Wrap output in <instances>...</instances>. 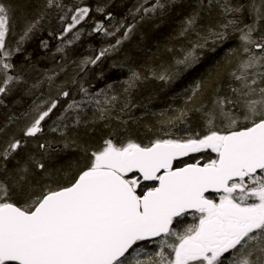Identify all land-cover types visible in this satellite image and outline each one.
Wrapping results in <instances>:
<instances>
[{
  "label": "snow or ice",
  "instance_id": "1",
  "mask_svg": "<svg viewBox=\"0 0 264 264\" xmlns=\"http://www.w3.org/2000/svg\"><path fill=\"white\" fill-rule=\"evenodd\" d=\"M178 2L139 0L133 23L113 24L107 5L84 0H0V105L17 90L34 97L0 124V264H264V0H191L175 37L187 46L174 64L129 67L119 94L78 80L138 23ZM94 12L109 25L97 21L92 32L120 35L69 64L67 49L84 34L78 26ZM53 19L55 66L29 83L35 65L13 58ZM10 35L19 37L14 46ZM232 37L237 46L185 90L180 107L149 113L151 135L130 133L139 120L132 110H147L132 99L143 81L170 83ZM101 122L108 131L96 142ZM69 152L78 155L53 163Z\"/></svg>",
  "mask_w": 264,
  "mask_h": 264
},
{
  "label": "trees",
  "instance_id": "2",
  "mask_svg": "<svg viewBox=\"0 0 264 264\" xmlns=\"http://www.w3.org/2000/svg\"><path fill=\"white\" fill-rule=\"evenodd\" d=\"M139 0H115L106 9V12H111L115 17L111 23L117 21H125L126 24L133 23V17L129 13L134 11L135 7L138 6ZM191 0H179L166 14L154 17L152 19H145L144 21L137 24L133 34L126 41H123L118 51L111 53L104 57L95 66H89L84 73L78 77L81 83L85 87H89L92 92L99 91L102 88H107V85H113V91L116 94L121 93L123 88V81L130 75L129 67L136 68L140 71L151 67L160 71L159 65L163 64L165 67L174 64V55L179 56V48L181 46H187V41L177 40L176 34L179 31L180 25L184 17L187 15L188 4ZM103 20L106 25H109V21L105 19L101 14H92L91 18L86 22H83L80 27L84 29V34L81 39L77 41L73 46L67 49L68 62L75 60L79 62L82 58L95 55L98 51L107 47L109 44L115 43L117 36H105L103 33L92 32V28L95 22ZM160 27L161 31L157 32L156 28ZM164 29V31H162ZM111 30V28H110ZM18 31V30H17ZM123 31V29H122ZM90 33V34H89ZM18 35H10L9 41L15 45V40H18ZM28 42L29 45L34 43L30 53H18L13 58V63L18 67L25 65L27 58V66L31 68V65H35L37 71H30L26 77L31 83L35 78L40 77L41 71H46L49 68L54 67V62H45L50 57V51L52 45L47 51H40L36 38L31 37ZM238 42L235 37L229 39V41L223 45V47L217 48L216 52H210L211 55H215L210 59L207 64H203V60L186 71H181V74L172 82L164 83L154 78H149L143 81L138 88L133 92L132 99L135 104H146L147 110L144 107H137L132 110L131 115L134 118H139L138 122L130 120L129 131L133 136L140 139H144L146 134L144 130L145 125H154L156 117L149 113H159L161 111L169 109V107H180L183 102V94L194 81L199 80L203 77L207 71L213 68L217 60V54L226 51L231 47V42ZM233 47H236L234 44ZM168 48H174L175 53L167 51ZM207 51V50H205ZM204 51V52H205ZM29 56V57H27ZM52 61V60H51ZM123 64V67L120 65ZM74 67V65H73ZM79 84L72 86L71 93L77 100L81 98V95L77 92ZM166 88V92L159 94L158 91ZM45 95L47 91L45 90ZM53 95L55 93L53 92ZM160 95V97H158ZM34 97L25 96L23 91L17 90L13 94L9 95L5 99V104L0 105V124L7 122V117L11 114L19 115L25 111L31 100ZM91 115V112L89 113ZM195 126V117H193ZM113 127L116 128L117 124L113 121ZM108 129L104 127L101 122L96 126V133L94 140L100 141V138L107 134ZM77 153L69 152L64 154L63 159L54 161V164L62 165L68 160H74L77 157ZM188 162H191L188 160Z\"/></svg>",
  "mask_w": 264,
  "mask_h": 264
},
{
  "label": "rangeland",
  "instance_id": "3",
  "mask_svg": "<svg viewBox=\"0 0 264 264\" xmlns=\"http://www.w3.org/2000/svg\"><path fill=\"white\" fill-rule=\"evenodd\" d=\"M113 1H115V0H84V2L87 4V5H89V6H91L93 9L95 8V7H97V6H100V7H104L105 5H107V7H106V9L109 7V6H111V4L113 3ZM65 2H74V0H65ZM94 14H96V15H98L99 13H95L94 12ZM45 23V27L44 28H42L41 30H39V31H37L35 34H34V38H36V40H37V44L36 45H38V49L40 50V51H47L48 49H44L41 45H42V41H44V40H47V39H44L43 38V34L45 33V35H47L50 39L49 40H47V41H49V47H50V43H51V45H52V49H51V51L49 52L50 54V57H48L49 59H47L45 62H54L53 61V59H52V53H54L55 52V49H56V47L57 46H59V44L61 43L58 39H56V36H58L59 35V32H60V22H59V20L58 19H53L52 20V22L51 23H49V22H47V21H45L44 22ZM114 24V23H113ZM78 27H80V26H78ZM75 31V30H74ZM50 32H54L55 33V35H49V33ZM72 36V33H69L68 34V37H66V39L67 38H70ZM33 37V36H32ZM17 40V39H16ZM15 40V41H16ZM30 40H27L26 42H25V44L23 45V51L21 52V53H26L27 55H29V51H30V48H31V50H32V47L34 46V43L33 44H30L29 45V42ZM75 43H77V41L75 42ZM74 43V44H75ZM73 44V45H74ZM234 44L237 46V44H238V42L236 43V41L235 42H231L230 43V45H231V47H233L234 46ZM73 45H71V46H73ZM14 46V45H13ZM70 46V47H71ZM69 47V48H70ZM234 48V47H233ZM224 54H225V51L224 52H220L219 54H217V60L218 61H222L223 60V57H224ZM215 55H211V53L210 52H208V51H205L204 53H203V56H202V60H203V64H207V62H209L210 61V59L211 58H213ZM27 57H29V56H27ZM59 57H60V54H58L57 53V59H59ZM52 60V61H51ZM166 92V88H163V89H161V90H159L158 91V93L159 94H163V93H165ZM158 97H160V95H158ZM188 160H190V161H192V162H194V160L190 157ZM154 247V246H153Z\"/></svg>",
  "mask_w": 264,
  "mask_h": 264
},
{
  "label": "bare ground",
  "instance_id": "4",
  "mask_svg": "<svg viewBox=\"0 0 264 264\" xmlns=\"http://www.w3.org/2000/svg\"><path fill=\"white\" fill-rule=\"evenodd\" d=\"M156 30H157V32H159V31H161V28L158 27V28H156ZM162 31H164V29H162ZM43 38H44V39H47V40L50 39L47 35H45V33L43 34Z\"/></svg>",
  "mask_w": 264,
  "mask_h": 264
},
{
  "label": "water",
  "instance_id": "5",
  "mask_svg": "<svg viewBox=\"0 0 264 264\" xmlns=\"http://www.w3.org/2000/svg\"><path fill=\"white\" fill-rule=\"evenodd\" d=\"M195 155V154H194ZM190 157H188V158H184V159H186V160H188Z\"/></svg>",
  "mask_w": 264,
  "mask_h": 264
},
{
  "label": "flooded vegetation",
  "instance_id": "6",
  "mask_svg": "<svg viewBox=\"0 0 264 264\" xmlns=\"http://www.w3.org/2000/svg\"><path fill=\"white\" fill-rule=\"evenodd\" d=\"M192 162V161H191ZM188 222H191L190 220Z\"/></svg>",
  "mask_w": 264,
  "mask_h": 264
}]
</instances>
